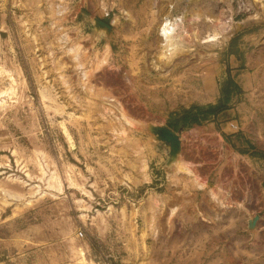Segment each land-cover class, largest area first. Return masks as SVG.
Returning a JSON list of instances; mask_svg holds the SVG:
<instances>
[{
    "label": "rangeland",
    "instance_id": "rangeland-1",
    "mask_svg": "<svg viewBox=\"0 0 264 264\" xmlns=\"http://www.w3.org/2000/svg\"><path fill=\"white\" fill-rule=\"evenodd\" d=\"M0 264H264V0H0Z\"/></svg>",
    "mask_w": 264,
    "mask_h": 264
},
{
    "label": "trees",
    "instance_id": "trees-1",
    "mask_svg": "<svg viewBox=\"0 0 264 264\" xmlns=\"http://www.w3.org/2000/svg\"><path fill=\"white\" fill-rule=\"evenodd\" d=\"M105 23L108 24L106 21ZM237 91H239V85L232 78H230L227 84L222 88V92L224 93V96L226 97L225 100L227 102L232 96L231 93ZM225 102L221 99L217 103L196 105L184 109L182 112L175 113L170 116L167 124L175 131L191 127L193 124H201L226 109L227 104Z\"/></svg>",
    "mask_w": 264,
    "mask_h": 264
},
{
    "label": "bare ground",
    "instance_id": "bare-ground-1",
    "mask_svg": "<svg viewBox=\"0 0 264 264\" xmlns=\"http://www.w3.org/2000/svg\"><path fill=\"white\" fill-rule=\"evenodd\" d=\"M185 22L186 21H185L184 16H178V17L173 18L170 16V14H168L165 17H163V19L161 21V25L159 27V33H160V39H161L160 42H162V46L164 47V54H163L164 58H166L167 56L169 57V55L173 54V51L178 47V44L183 42L184 39L186 38V36H188L189 32H188V29H186ZM207 22H210V21H207ZM210 23H212V22H210ZM203 24H204V22H203ZM206 26H208V24ZM217 36H218L217 32H215L214 35L209 34L207 40L208 41L214 40L215 37H217ZM87 75H88V73L85 72V76H87ZM123 118H124L123 121H126V123H128V125L136 124V122L132 121L133 118L131 119L130 117L126 116L125 114H123ZM146 125H150V124L147 123ZM179 167L182 171H187L188 173H191V174L193 173V170L190 166V163H188V162H184L183 164L179 165ZM202 185H205V182L202 181L201 186Z\"/></svg>",
    "mask_w": 264,
    "mask_h": 264
},
{
    "label": "water",
    "instance_id": "water-1",
    "mask_svg": "<svg viewBox=\"0 0 264 264\" xmlns=\"http://www.w3.org/2000/svg\"><path fill=\"white\" fill-rule=\"evenodd\" d=\"M100 22L106 26H109L102 20ZM148 127L151 131L158 136L162 141L168 142L171 146L173 154H176L181 145V139L179 134L175 133L171 128L165 125H157L153 123H149ZM255 223V220L252 221V225Z\"/></svg>",
    "mask_w": 264,
    "mask_h": 264
}]
</instances>
